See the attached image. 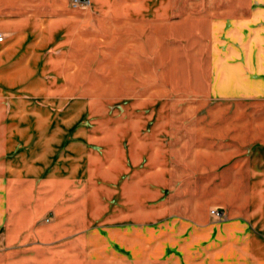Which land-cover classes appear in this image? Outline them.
Wrapping results in <instances>:
<instances>
[{"label":"rangeland","instance_id":"rangeland-1","mask_svg":"<svg viewBox=\"0 0 264 264\" xmlns=\"http://www.w3.org/2000/svg\"><path fill=\"white\" fill-rule=\"evenodd\" d=\"M88 1L10 0L0 22V264L241 262L242 209L213 187L264 108L243 0Z\"/></svg>","mask_w":264,"mask_h":264},{"label":"crops","instance_id":"crops-1","mask_svg":"<svg viewBox=\"0 0 264 264\" xmlns=\"http://www.w3.org/2000/svg\"><path fill=\"white\" fill-rule=\"evenodd\" d=\"M146 4L145 10L139 13L147 15L152 13V2L147 0ZM30 5L34 4L31 3ZM9 7L10 0H0L2 30L6 28L11 30L9 25H14L12 21L16 22L20 17H10L15 13H10ZM242 19L247 30L256 33L253 34V37L257 39L258 45H264V0H243ZM17 29L20 30L18 27ZM2 42L3 39L0 43ZM257 106L264 107V104H257ZM252 117L249 121L251 123L248 125V127L251 126L249 132L243 129L242 134L229 135L225 150V181L224 184L217 182L213 187L215 191L225 190L227 192V207H241L242 209L243 217L241 220H237L242 222L244 226L241 232L242 246L237 248L226 247V250L240 251L241 253V262L234 264H264V108L262 112ZM0 167L2 174L9 169L4 161ZM168 171L169 168L162 167L153 172L157 178H160L158 185L161 187L170 183L166 177L169 174ZM217 180L218 176H216L215 181ZM4 190L6 193L3 196ZM8 190L7 182L0 184V227L6 220L8 227L11 228L9 224L11 219L9 218ZM20 211H24V209H19L18 212ZM8 232L9 229L7 228ZM211 264L218 263L211 262ZM226 264L231 263L226 262Z\"/></svg>","mask_w":264,"mask_h":264},{"label":"built area","instance_id":"built-area-1","mask_svg":"<svg viewBox=\"0 0 264 264\" xmlns=\"http://www.w3.org/2000/svg\"><path fill=\"white\" fill-rule=\"evenodd\" d=\"M69 1V4H70V7L72 9H75V8H83L85 7L86 4L89 3L88 0H68ZM2 36L0 34V42L2 41ZM211 215H213V217H216V218H219L221 216V212H219L218 210H213L211 212H209Z\"/></svg>","mask_w":264,"mask_h":264}]
</instances>
